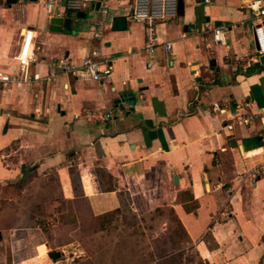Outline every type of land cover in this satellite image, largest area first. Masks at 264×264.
<instances>
[{
	"label": "crops",
	"instance_id": "crops-1",
	"mask_svg": "<svg viewBox=\"0 0 264 264\" xmlns=\"http://www.w3.org/2000/svg\"><path fill=\"white\" fill-rule=\"evenodd\" d=\"M251 1L183 0L182 13L156 24L161 46L151 59L147 25L131 19L134 0H111L103 43L93 37L98 4L69 12L0 0L1 71L19 70L27 30L32 73L44 77L61 59L75 69L52 83L0 88V185L23 193L40 179L49 193L54 176L51 238H70L87 217L158 206L171 209L203 264H264V172L252 173L264 163V64L255 58ZM62 15L70 30L52 32L51 19ZM119 18L126 28L116 31ZM220 26L230 29L226 45L212 39L210 28ZM95 48L112 60L115 92L81 68ZM109 110L115 117L105 120ZM17 198L0 197V224H17L13 244L32 232L51 250L39 225L26 229L22 213L4 215Z\"/></svg>",
	"mask_w": 264,
	"mask_h": 264
},
{
	"label": "rangeland",
	"instance_id": "rangeland-1",
	"mask_svg": "<svg viewBox=\"0 0 264 264\" xmlns=\"http://www.w3.org/2000/svg\"><path fill=\"white\" fill-rule=\"evenodd\" d=\"M51 181L49 193L40 179L23 193L20 187L0 185V197L7 192L11 198L18 197L5 206L4 215L22 213L27 219L18 225L26 229L39 225L52 245L47 249L41 234L32 232L14 245L10 234L17 224H0V264H203L187 244L170 208L151 206L145 212H134L124 206L120 212L95 220L87 217L80 231L71 233L70 238H51L46 222L55 214L47 207L49 199L57 196L53 175ZM53 251L63 256L52 260L48 254Z\"/></svg>",
	"mask_w": 264,
	"mask_h": 264
},
{
	"label": "built area",
	"instance_id": "built-area-1",
	"mask_svg": "<svg viewBox=\"0 0 264 264\" xmlns=\"http://www.w3.org/2000/svg\"><path fill=\"white\" fill-rule=\"evenodd\" d=\"M210 0H205L209 2ZM111 0H42L45 9L51 10L57 5H61L69 12H83L94 5H99L100 19L95 24L93 37L103 43V32L106 28V20L109 16ZM247 8L251 12L253 41L256 47L255 58L259 60L264 56V0H253L247 3ZM179 14V0H134L131 19L134 22L145 23L147 25V38L144 45L145 53L152 59L156 50L161 45L158 43L155 26L158 22L175 19ZM212 39L216 45H226V36L230 29L227 26L210 28ZM34 33L31 30L25 31L18 56L16 57L19 70L17 72H6L0 70V88L22 87L38 81L52 83L58 73L68 74L75 69L66 59L54 62L49 69L48 75L42 77L32 73L31 66L35 60V53L32 48ZM163 48L171 52L172 44L165 43ZM149 68L153 66V61L148 62ZM81 68L98 83L110 85L112 92L116 91L112 84L113 64L112 60L101 52L100 48L92 50L82 61ZM247 106V104H246ZM115 117L114 110L107 111L103 118L112 120ZM264 119V111L262 113ZM250 116L242 115L239 121L245 125L249 124ZM233 129V124L226 126ZM264 172V163L258 165L252 171L254 177H259Z\"/></svg>",
	"mask_w": 264,
	"mask_h": 264
},
{
	"label": "water",
	"instance_id": "water-1",
	"mask_svg": "<svg viewBox=\"0 0 264 264\" xmlns=\"http://www.w3.org/2000/svg\"><path fill=\"white\" fill-rule=\"evenodd\" d=\"M30 1L37 2V0H30ZM17 2H18V0H6V3L10 4V5L15 4ZM179 12L180 13L183 12V0H179ZM50 24H51L50 30L52 32H61L63 30V28L70 30V26H68V25L71 24V20L70 19L64 20L63 15H62L61 17L52 18L50 21ZM125 28H126V20L124 18H119V19L115 20L114 30L121 31V30H124ZM260 61L262 64H264V56H262L260 58ZM22 169L25 170V167L22 166ZM48 256L52 260H57L58 258L63 256V253L58 252V251H53V252H50L48 254Z\"/></svg>",
	"mask_w": 264,
	"mask_h": 264
}]
</instances>
